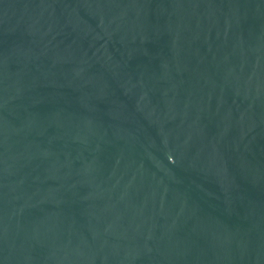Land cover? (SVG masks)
<instances>
[{
	"label": "water",
	"instance_id": "water-1",
	"mask_svg": "<svg viewBox=\"0 0 264 264\" xmlns=\"http://www.w3.org/2000/svg\"><path fill=\"white\" fill-rule=\"evenodd\" d=\"M0 264H264V0H0Z\"/></svg>",
	"mask_w": 264,
	"mask_h": 264
}]
</instances>
